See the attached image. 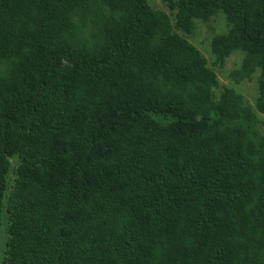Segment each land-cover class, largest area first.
<instances>
[{"label": "trees", "instance_id": "obj_1", "mask_svg": "<svg viewBox=\"0 0 264 264\" xmlns=\"http://www.w3.org/2000/svg\"><path fill=\"white\" fill-rule=\"evenodd\" d=\"M164 1L0 0L4 264H264V0Z\"/></svg>", "mask_w": 264, "mask_h": 264}, {"label": "rangeland", "instance_id": "obj_2", "mask_svg": "<svg viewBox=\"0 0 264 264\" xmlns=\"http://www.w3.org/2000/svg\"><path fill=\"white\" fill-rule=\"evenodd\" d=\"M149 4L158 10H162L169 15L171 11L165 3L164 0H148ZM229 29V25L224 16H213L208 22L197 21L195 33L192 34L188 39L189 41L197 47L203 55L207 58L209 66L217 73L220 80L221 86L234 87L240 93H242L254 106L255 97L257 95V79L254 77L253 80H245L239 85L234 83L231 74L237 68L240 67L242 62L243 54L235 53L230 56L223 65L216 62V58L212 55L211 41L215 35L225 34ZM221 89V88H220ZM261 132L264 133V118L261 125ZM7 232L5 227L1 230L0 235V264L3 263L4 253L2 251V246H4L6 241ZM8 239V235H7Z\"/></svg>", "mask_w": 264, "mask_h": 264}]
</instances>
